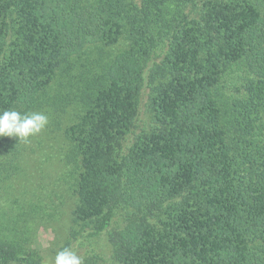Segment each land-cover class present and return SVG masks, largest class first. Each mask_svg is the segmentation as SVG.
Wrapping results in <instances>:
<instances>
[{
    "label": "trees",
    "instance_id": "obj_1",
    "mask_svg": "<svg viewBox=\"0 0 264 264\" xmlns=\"http://www.w3.org/2000/svg\"><path fill=\"white\" fill-rule=\"evenodd\" d=\"M8 109L62 130L55 255L264 264V0H0ZM28 142L0 137V186ZM4 223L0 264H41L34 229Z\"/></svg>",
    "mask_w": 264,
    "mask_h": 264
},
{
    "label": "rangeland",
    "instance_id": "obj_2",
    "mask_svg": "<svg viewBox=\"0 0 264 264\" xmlns=\"http://www.w3.org/2000/svg\"><path fill=\"white\" fill-rule=\"evenodd\" d=\"M47 125L54 128L49 119ZM61 127L63 128L64 124ZM61 134L62 130L55 129L51 132L45 127L41 133L32 137L25 147L21 174L6 183V186H0V226H4V222L9 220L15 221L17 226L34 229L32 247L40 253L41 264H50L55 257L54 253L66 238V224L64 223L63 227L58 222L48 225L43 214L47 211L44 207L47 203L46 193L50 191L49 181L43 178L47 173L55 176L57 158L60 156L59 146L62 144ZM37 204L44 207L43 211L36 208ZM32 206L35 208L31 209ZM5 209L8 210L7 215L3 214ZM105 243V240L99 242L103 249Z\"/></svg>",
    "mask_w": 264,
    "mask_h": 264
},
{
    "label": "clouds",
    "instance_id": "obj_3",
    "mask_svg": "<svg viewBox=\"0 0 264 264\" xmlns=\"http://www.w3.org/2000/svg\"><path fill=\"white\" fill-rule=\"evenodd\" d=\"M48 124V117L42 112L21 113L15 109L0 112V137H11L28 142L41 133ZM50 264H83V260L71 248L58 251Z\"/></svg>",
    "mask_w": 264,
    "mask_h": 264
}]
</instances>
